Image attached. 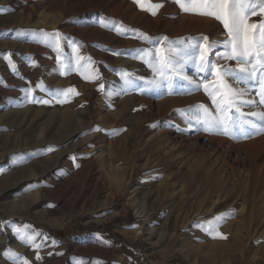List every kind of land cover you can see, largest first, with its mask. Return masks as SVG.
Wrapping results in <instances>:
<instances>
[{
    "label": "rangeland",
    "instance_id": "obj_1",
    "mask_svg": "<svg viewBox=\"0 0 264 264\" xmlns=\"http://www.w3.org/2000/svg\"><path fill=\"white\" fill-rule=\"evenodd\" d=\"M65 1L0 4V190L39 155L52 159L54 145H35L65 137L48 131L69 110L95 121L74 140L86 156L67 157L75 174H89L97 147L112 187L125 175L138 189L154 231L135 233L138 208L123 196L108 209L104 182L64 208L76 195L64 166L34 184L50 193L25 219L21 264H264V0ZM97 130L105 144L87 142Z\"/></svg>",
    "mask_w": 264,
    "mask_h": 264
},
{
    "label": "bare ground",
    "instance_id": "obj_2",
    "mask_svg": "<svg viewBox=\"0 0 264 264\" xmlns=\"http://www.w3.org/2000/svg\"><path fill=\"white\" fill-rule=\"evenodd\" d=\"M6 1L7 0L5 1L0 0V4H3ZM61 5H62V2H61ZM164 109H166L165 105L163 103H160L158 106V110L164 111ZM62 113L63 114L55 113L51 117L53 119V121L51 120V123L53 122L54 125L50 128L48 133L51 135L55 132L56 135L58 136L64 135L65 137L61 141H58V142H53L49 139L43 142H39L38 144L35 145L39 149L40 148L47 149L50 146L54 145L56 152L52 154V159L44 157V155L42 154L39 155L37 159L32 161V163L27 164L21 167L19 171L14 172V173H18V176L24 175V174H27V176L25 177L22 176L21 178L16 179L13 185L6 187L3 190H0V204H5L3 206L6 209V212L1 214V217H0L1 218L0 219V264H17V263L21 264L24 262L25 260L24 258L25 256H27L26 255L27 250H29V247L31 246L30 241L33 239L32 234L30 235L31 230L29 229L28 225L25 223V219L34 215V210L37 208V204L41 199V195L42 194L44 195V193L45 194L50 193L47 191V189L45 190L44 188H41V187H40L41 190L39 189L40 192L35 193L34 184L36 185L37 183H41L47 178L56 175L58 172H61L62 170L61 168H63L64 166H66L67 168L65 171L69 173L68 175H70V179H67L65 184L71 183L74 188V194H76L75 196L70 198L71 203L64 204V208L77 211L78 208H80L81 206V204H79L78 202L79 201L78 195L79 194L82 195L90 191H93V193L98 194L102 191L103 185L101 183L104 182V186L106 184H109L111 186V192L107 195L106 201H105L107 208L111 210L114 208V203L118 196L125 197L127 204H134V207L138 208L136 212V219L137 221H139V224L138 226H135V233L137 235H141L142 233L147 234L146 232L148 231L149 233L153 234L154 229L150 228L149 226L144 227L142 225V220L149 216V211L145 205H143L136 199L135 195L138 189L134 191H130V189L126 190L127 188L125 186L126 185L125 175L118 177V180H117L118 184L112 187L113 180H111L110 177L107 178L106 168L103 166V163L100 160V153L98 152L97 147L96 148L94 147L95 149L92 151V154L90 153L91 151L89 152L90 159H91V162L87 164L90 168L89 174H86L87 176L85 178L83 177V180L81 179L82 175L78 176L77 175L78 172L77 174H75V170H74L75 166L68 163L67 157L70 154L76 155V154H81V153L84 154V157L86 156V150H88L85 145L86 143H83V142L74 143V140H76V137H78L80 134L86 132L87 130H90V127L94 125L95 121L85 123L81 119L68 120V116L70 115L67 113H69V110H65V112H62ZM99 118L101 119V122L103 121V119H105L101 116H99L98 119ZM152 118L155 119V115H152ZM56 119H60L61 121H58V120L56 121ZM104 124L107 125L106 122ZM109 125H110V128H116L117 122L113 120V123ZM180 129H184V128H180ZM97 131H98V134L95 132L94 134L87 137V142H89V144H92V143L95 144L96 141H98L99 139H102L104 144L107 142L106 139H104V137L106 136V132L105 133L102 132L103 133L102 134L101 132L99 133V130ZM183 131L188 132L189 130L188 128L185 127ZM112 135L113 134H111L110 136ZM102 136L103 138H101ZM210 142L212 143L213 140H210ZM108 143L109 145L113 144V140L109 138ZM104 144L103 146H105ZM255 146L261 147L262 141L257 142L255 145L248 143V148L250 149L251 147V150H253V147ZM27 147L28 146L22 148V150H26ZM99 147L101 148L102 145H100ZM41 149L40 151H42ZM43 151H45V149ZM180 174H181V170L178 169L176 172H172V174L169 175V177H171L172 180H176L178 176H180ZM3 182L4 180L1 179L0 187L2 186ZM57 182L58 180L56 179L55 183ZM83 183H84V187H86L84 193H82L83 188H84ZM25 187H29V188L33 187V189L31 190L30 188L28 191L26 190L25 192L23 191ZM254 188L255 187H253V189ZM69 193H70V190L67 189L66 191H64L63 194L69 195ZM139 204H142V205H139ZM123 207H126V205ZM1 208L2 207L0 206V210ZM8 209L10 210V213L7 212ZM82 209H85V206H83ZM250 210H252L253 212V207H250L248 204H246V206L242 208L244 217H242L238 223L242 227H246L245 223L247 224V220H248L247 218L251 214ZM8 215L11 217H17V220L13 221L11 226L10 224L9 225L7 224L8 223L7 221H5ZM150 219H152L153 221L155 220L153 218H150ZM6 255L7 256L9 255L8 257L10 258H7Z\"/></svg>",
    "mask_w": 264,
    "mask_h": 264
},
{
    "label": "trees",
    "instance_id": "obj_3",
    "mask_svg": "<svg viewBox=\"0 0 264 264\" xmlns=\"http://www.w3.org/2000/svg\"><path fill=\"white\" fill-rule=\"evenodd\" d=\"M103 230H105V228H103Z\"/></svg>",
    "mask_w": 264,
    "mask_h": 264
}]
</instances>
